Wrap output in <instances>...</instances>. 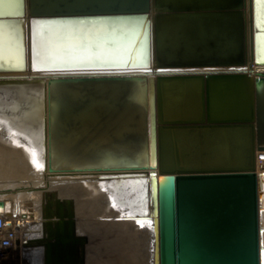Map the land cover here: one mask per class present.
Returning a JSON list of instances; mask_svg holds the SVG:
<instances>
[{"label": "bare ground", "instance_id": "1", "mask_svg": "<svg viewBox=\"0 0 264 264\" xmlns=\"http://www.w3.org/2000/svg\"><path fill=\"white\" fill-rule=\"evenodd\" d=\"M244 2L250 49L253 18L258 17L259 26L264 28V0ZM136 9L154 13L151 0H0V14L21 13L24 22V39L17 23L0 22V67H18L23 59L25 61L22 73L0 74V79H45L44 84L0 85V207L10 213V217L16 216L21 230L31 216H39L40 221L52 210L55 198H70L77 218L76 234L91 238L89 230H97L98 239L108 236L106 240L110 243L119 240L117 250L127 254L120 257L121 261L115 258L110 262L111 253L109 259L99 262L102 264H147L148 260L145 248L148 230L144 221L132 217L113 219L133 216L136 208L129 200L128 189L131 174L151 170L147 159L146 83L138 80L49 82V77L83 74L38 75L35 70L92 66L95 61L122 65L146 62L148 65L147 29L142 20L35 17L61 11L97 13ZM258 38L259 57L264 59V30L259 32ZM258 66L264 65L250 57L243 69L254 77ZM150 71L133 74L156 78L158 74L179 76L183 73L157 72L154 67ZM159 84L164 119L200 118L198 80L173 77ZM156 99L159 110L157 93ZM223 131L217 127L175 129L179 155H183L185 164L224 166L228 153L235 163L249 164L244 129L226 128L228 142ZM44 139L46 170L43 169ZM257 158L256 152L255 170L264 178V168H259ZM172 163L168 150L164 165ZM29 211H32L31 216ZM79 214L85 218L94 216L93 222L78 219ZM37 226L41 228V223Z\"/></svg>", "mask_w": 264, "mask_h": 264}, {"label": "water", "instance_id": "2", "mask_svg": "<svg viewBox=\"0 0 264 264\" xmlns=\"http://www.w3.org/2000/svg\"><path fill=\"white\" fill-rule=\"evenodd\" d=\"M151 3L153 14L148 9H136L61 11L35 17L142 20L147 29L148 65L95 61L92 66L41 67L35 72L83 74L49 77V82L146 83L147 159L151 170L131 174L128 189L129 200L136 208L133 216L113 219L132 217L144 221L148 230L147 264H264V178L255 170V154L264 150V66H258L254 77L243 69L250 57L264 65V59L259 57L258 38L264 28L254 17L249 49L244 0H151ZM0 22L17 23L24 39L21 13L0 14ZM30 36L32 41V28ZM31 56L32 61L33 53ZM153 67L157 72L183 73L158 74L156 78L133 74L151 72ZM24 69L23 59L18 67H0V74L22 73ZM173 77L199 81L200 118H163L159 83ZM27 82L44 84L45 79H0V85ZM192 127L223 128L227 142L226 128L242 127L250 163L237 164L228 153L224 166H187L183 155H179L175 129ZM168 150L173 159L170 166L164 165ZM46 154L44 139V170L48 168ZM52 204L54 208L39 221L41 236L29 240V244L43 246L44 264H84L87 239L76 234L72 200L55 198Z\"/></svg>", "mask_w": 264, "mask_h": 264}, {"label": "rangeland", "instance_id": "3", "mask_svg": "<svg viewBox=\"0 0 264 264\" xmlns=\"http://www.w3.org/2000/svg\"><path fill=\"white\" fill-rule=\"evenodd\" d=\"M202 158L205 160L206 157L203 155ZM208 161L209 160L207 159L206 163ZM30 212H32V211H29V213H28L29 216H31ZM26 216H27V213H26ZM77 217H78V219L79 218L80 219L85 218L83 214L82 215L79 214V215H77ZM81 217H83V218H81ZM30 218H29V222L27 224L23 225L24 229L22 228L20 230L19 237H21V238L19 240V244H17L15 247L11 248V250L9 251L7 256L0 261V264H44L45 263L43 246L38 245V244H29V240L41 236L40 226H37V225H40V223L38 221L39 216H38V218H33L32 216ZM91 218H94V216H86V218L84 220H85V222H93ZM26 231H30L31 233L28 234V232H26ZM37 231H38V233H37ZM21 232H23V233H21ZM89 232L90 233L92 232V236H94V237L92 238V236H91V238H89V236H85L87 239V242L85 243V251L88 250V248H89V250L87 252L88 254L86 252L84 254V264H102L99 262L106 261V258L109 259V255L111 253H113V254L111 255L112 259L109 260L110 262L113 261L115 258H120L121 256L127 257V254H125V251L123 252L124 254H122V253L120 254V251L117 250V248L120 246L119 240H116L115 243H110L108 240H106L107 238H109L108 236L105 238L98 239L99 235H97V233H98L97 230L91 231V229H90ZM24 234L26 237H24ZM31 235H32V237H29ZM89 239L91 240V243H90ZM113 247L116 248V250L113 249ZM93 251H95V252H93ZM118 261H121V258ZM107 264H108V262H107Z\"/></svg>", "mask_w": 264, "mask_h": 264}, {"label": "built area", "instance_id": "4", "mask_svg": "<svg viewBox=\"0 0 264 264\" xmlns=\"http://www.w3.org/2000/svg\"><path fill=\"white\" fill-rule=\"evenodd\" d=\"M259 152L261 151L257 152V162L259 163V168L262 169L264 168V153ZM10 216V213L0 211V261L7 256L11 248L19 244L21 238H19L21 225L16 222V216Z\"/></svg>", "mask_w": 264, "mask_h": 264}]
</instances>
